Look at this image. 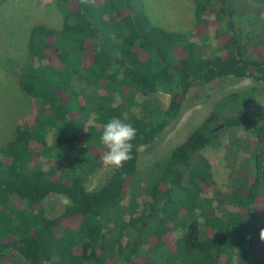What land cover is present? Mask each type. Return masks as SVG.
Here are the masks:
<instances>
[{
    "label": "trees",
    "instance_id": "1",
    "mask_svg": "<svg viewBox=\"0 0 264 264\" xmlns=\"http://www.w3.org/2000/svg\"><path fill=\"white\" fill-rule=\"evenodd\" d=\"M138 1L56 0L60 24L31 27L17 82L37 112L0 147V264H264V113L247 107L256 87L219 98L164 162L138 175L139 148L180 118L191 89L264 83V0L242 9L193 0L188 33L154 25ZM210 42L220 49L205 54ZM114 117L137 130L132 158L88 190ZM246 146L251 176L239 181L229 174ZM50 195L67 199L51 217Z\"/></svg>",
    "mask_w": 264,
    "mask_h": 264
},
{
    "label": "rangeland",
    "instance_id": "2",
    "mask_svg": "<svg viewBox=\"0 0 264 264\" xmlns=\"http://www.w3.org/2000/svg\"><path fill=\"white\" fill-rule=\"evenodd\" d=\"M193 0H139L134 8L144 12L150 21L169 31L188 33L192 28ZM239 0L238 8L242 9L243 2ZM250 2V1H249ZM37 23H47L58 26L60 19L56 0H0V147L12 139L13 131L17 124L28 125L34 118L37 109L31 100L20 90L17 82L20 65L26 60L28 53L29 31ZM249 22L244 21L243 26L248 29ZM220 49L215 42H210L204 49L205 54L213 53ZM254 55L257 52L253 51ZM72 85L77 90H86V84L79 78L73 77ZM250 87H256L259 92L247 105L248 113L254 118H261L264 113V83L255 82L252 79H218L206 88H193L183 103V113L177 121L172 122L163 133L150 145L139 148L138 175L144 176L156 163H162L169 152L180 144L186 136L201 121L208 116L214 105L232 92H239ZM210 94H212L210 96ZM209 96V97H208ZM155 99L166 108L169 97L166 94H156ZM246 113L247 112H243ZM221 126V125H220ZM222 127V126H221ZM220 128V127H219ZM223 130V128H221ZM245 134H249L244 130ZM239 138L248 140L243 133ZM222 138V137H221ZM51 136L48 141L50 142ZM221 148L226 138L221 139ZM248 146L238 158V169H235L229 177L243 181L247 180L251 171L248 162ZM216 157L220 154V148L208 150ZM215 171H218L217 166ZM112 168L104 167L97 173H87L86 186L88 190H95L101 185L103 176ZM221 176V175H220ZM226 177L223 174L222 179ZM246 177V178H245ZM67 199L62 196L50 195L43 207L46 215L56 216L60 214Z\"/></svg>",
    "mask_w": 264,
    "mask_h": 264
},
{
    "label": "clouds",
    "instance_id": "3",
    "mask_svg": "<svg viewBox=\"0 0 264 264\" xmlns=\"http://www.w3.org/2000/svg\"><path fill=\"white\" fill-rule=\"evenodd\" d=\"M86 3L87 0H80ZM137 130L131 123H125L120 118L110 119L103 127L99 138L105 152L102 163L106 168L122 169L132 156V141L136 138ZM259 239L264 242V228L260 229Z\"/></svg>",
    "mask_w": 264,
    "mask_h": 264
}]
</instances>
